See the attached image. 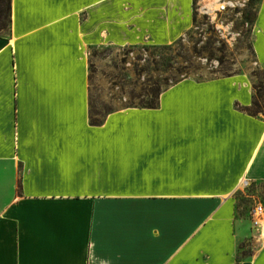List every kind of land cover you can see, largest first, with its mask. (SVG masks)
Segmentation results:
<instances>
[{
	"label": "crops",
	"instance_id": "1",
	"mask_svg": "<svg viewBox=\"0 0 264 264\" xmlns=\"http://www.w3.org/2000/svg\"><path fill=\"white\" fill-rule=\"evenodd\" d=\"M0 34V264H264L247 73L184 77L90 121L92 47L169 44L193 0H10ZM252 47L264 69V0ZM250 191V192H249Z\"/></svg>",
	"mask_w": 264,
	"mask_h": 264
},
{
	"label": "rangeland",
	"instance_id": "2",
	"mask_svg": "<svg viewBox=\"0 0 264 264\" xmlns=\"http://www.w3.org/2000/svg\"><path fill=\"white\" fill-rule=\"evenodd\" d=\"M260 1L193 0L191 29L169 44L115 46L105 42L92 47L88 54L90 116L102 119L110 111L154 100L157 87L164 90L184 77L204 79L231 73H247L253 86L263 84L256 95L263 106L264 69L252 47ZM250 191L252 196L242 197L243 205L264 203V183Z\"/></svg>",
	"mask_w": 264,
	"mask_h": 264
},
{
	"label": "trees",
	"instance_id": "3",
	"mask_svg": "<svg viewBox=\"0 0 264 264\" xmlns=\"http://www.w3.org/2000/svg\"><path fill=\"white\" fill-rule=\"evenodd\" d=\"M10 9H11V1L10 0H0V34L6 33L9 28L10 23ZM7 20V22H6ZM224 75H230V74H224ZM180 79L176 80L174 83L179 81ZM173 83V84H174ZM172 85V84H171ZM263 86V84H254V99L251 104V106L245 108L246 111H248L250 114L253 115H264V105L261 106L260 103L256 100V95L258 93V90ZM163 89L161 87H157V95L155 96L154 100L146 101L144 104L137 105L139 107H156L158 104L159 95ZM111 112V111H110ZM109 113V112H108ZM107 115V114H106ZM104 118L98 119L93 118L90 116V121L92 124H100L102 123Z\"/></svg>",
	"mask_w": 264,
	"mask_h": 264
},
{
	"label": "built area",
	"instance_id": "4",
	"mask_svg": "<svg viewBox=\"0 0 264 264\" xmlns=\"http://www.w3.org/2000/svg\"><path fill=\"white\" fill-rule=\"evenodd\" d=\"M225 5H221V9H224ZM249 216L252 224V228L257 235H264V203L256 201L249 209Z\"/></svg>",
	"mask_w": 264,
	"mask_h": 264
}]
</instances>
